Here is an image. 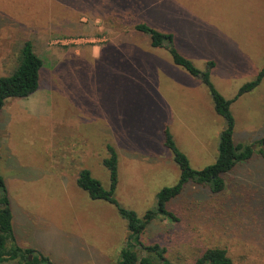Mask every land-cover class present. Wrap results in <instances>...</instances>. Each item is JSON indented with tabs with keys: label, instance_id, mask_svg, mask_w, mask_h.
<instances>
[{
	"label": "rangeland",
	"instance_id": "rangeland-1",
	"mask_svg": "<svg viewBox=\"0 0 264 264\" xmlns=\"http://www.w3.org/2000/svg\"><path fill=\"white\" fill-rule=\"evenodd\" d=\"M0 9V77L15 69L26 41L43 61L38 91L0 111V175L15 243L52 264H118L126 222L77 187L79 172L109 189L103 161L112 146L115 199L142 217L179 180L165 131L202 170L215 162L224 129L201 80L134 26L172 34L200 71L213 62L210 81L229 100L264 66V0H0ZM71 38L79 42L55 44ZM230 112L233 142L252 144L255 155L224 176L221 195L189 183L167 208L177 221L147 227L141 242L158 244L171 264H195L212 248L231 264H264V78Z\"/></svg>",
	"mask_w": 264,
	"mask_h": 264
},
{
	"label": "trees",
	"instance_id": "trees-1",
	"mask_svg": "<svg viewBox=\"0 0 264 264\" xmlns=\"http://www.w3.org/2000/svg\"><path fill=\"white\" fill-rule=\"evenodd\" d=\"M134 30L147 35L152 48L164 49L171 57L174 65L182 68L192 78L201 80L209 92L214 112L224 120V129L219 134L217 158L213 164L202 170H193L187 157L176 147L172 136L168 131H165L164 147L173 154L174 162L180 170L179 180L174 186L161 189L156 196V206L146 211L142 217L124 209L115 199L114 192L118 182V159L115 149L110 145L106 147L108 157L103 161L109 175V189H104L100 182L92 178L87 170L79 172L76 185L91 200L103 201L113 205L118 215L125 220L128 233L119 254L118 264H171L165 259L164 250L158 244L144 245L141 242V237L147 227L158 218H165L172 222L177 221V217L167 208L171 202L182 195L186 185L192 183L207 187L211 194L221 195L225 189L224 176L232 172L237 164L253 159L255 153L252 144H235L233 142L234 119L230 112V105L238 97L259 86L264 78V66L253 81L244 84L232 99L226 100L210 81V69L214 67L213 62H208L205 70L200 71L191 61L176 51L172 34L160 33L145 23L135 25ZM19 54L17 66L12 73L0 77V110L6 100L26 99L39 88V72L43 66L42 59L36 55L30 41L23 43ZM260 144L261 146L264 144V139ZM261 146L258 154L264 160V150L261 149ZM11 219L5 183L0 175V264L9 261H16L18 264H52L46 255L32 249H22L16 245ZM231 263L226 251L220 248L207 249L195 261V264Z\"/></svg>",
	"mask_w": 264,
	"mask_h": 264
},
{
	"label": "built area",
	"instance_id": "built-area-1",
	"mask_svg": "<svg viewBox=\"0 0 264 264\" xmlns=\"http://www.w3.org/2000/svg\"><path fill=\"white\" fill-rule=\"evenodd\" d=\"M79 42V38H71V39H64V40H60L57 41L55 44H60L62 46H70L73 44H77Z\"/></svg>",
	"mask_w": 264,
	"mask_h": 264
},
{
	"label": "crops",
	"instance_id": "crops-1",
	"mask_svg": "<svg viewBox=\"0 0 264 264\" xmlns=\"http://www.w3.org/2000/svg\"><path fill=\"white\" fill-rule=\"evenodd\" d=\"M0 10H1V9H0ZM2 11H4V10H2ZM9 16H10V15H9ZM9 16H8V17H9ZM10 18H12V17H10ZM68 54H70V55H71L72 53H71V52H69ZM37 91H38V90H37ZM29 98H30V97H29ZM32 98H33V97H32ZM31 100H33V99H31ZM31 100L29 99V101H28V102H30ZM34 103H37V101H36V102H34ZM3 108H4V106L2 107V109H3ZM2 109H1V110H2ZM1 110H0V111H1ZM11 215H12V214H11ZM11 218H12V216H11ZM11 223H12V231H13V228H14L13 226H14V225H13L12 219H11ZM12 262H14V264H18L16 261H12Z\"/></svg>",
	"mask_w": 264,
	"mask_h": 264
},
{
	"label": "water",
	"instance_id": "water-1",
	"mask_svg": "<svg viewBox=\"0 0 264 264\" xmlns=\"http://www.w3.org/2000/svg\"><path fill=\"white\" fill-rule=\"evenodd\" d=\"M261 147H262V150H264V144H262V146H261Z\"/></svg>",
	"mask_w": 264,
	"mask_h": 264
}]
</instances>
